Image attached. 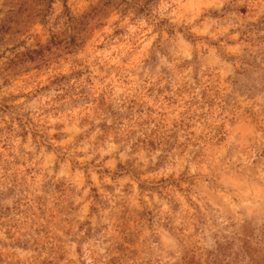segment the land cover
<instances>
[{
    "label": "clouds",
    "instance_id": "1",
    "mask_svg": "<svg viewBox=\"0 0 264 264\" xmlns=\"http://www.w3.org/2000/svg\"><path fill=\"white\" fill-rule=\"evenodd\" d=\"M0 264H264V0H0Z\"/></svg>",
    "mask_w": 264,
    "mask_h": 264
}]
</instances>
